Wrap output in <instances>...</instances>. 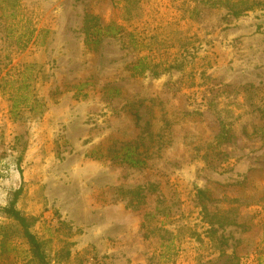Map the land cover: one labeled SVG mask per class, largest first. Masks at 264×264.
<instances>
[{
    "label": "rangeland",
    "instance_id": "374dc122",
    "mask_svg": "<svg viewBox=\"0 0 264 264\" xmlns=\"http://www.w3.org/2000/svg\"><path fill=\"white\" fill-rule=\"evenodd\" d=\"M11 9L0 8V264H40L1 211L18 187L46 264H264V0ZM126 150L144 164L120 161Z\"/></svg>",
    "mask_w": 264,
    "mask_h": 264
},
{
    "label": "trees",
    "instance_id": "16d2710c",
    "mask_svg": "<svg viewBox=\"0 0 264 264\" xmlns=\"http://www.w3.org/2000/svg\"><path fill=\"white\" fill-rule=\"evenodd\" d=\"M17 0H0V8L4 10H10L13 14V10L11 8L16 7ZM4 5L5 8L2 6ZM7 7V8H6ZM232 10L230 12L233 15H239L240 12L243 10H246L248 7H238L236 8V4L232 5ZM111 34H114L113 32ZM147 69V66L144 65L143 61L140 60L136 65H133L132 70H134V73L131 75H141L143 74ZM17 108V101H14L12 105L10 106L11 111L15 110ZM10 111V112H11ZM222 139L226 138L223 137L222 134L219 136ZM120 161L127 163L130 166H141L144 164L143 159H141L138 155H134V153H131L129 151H125L120 156ZM21 187H18L12 192L11 199L8 201V203L1 208V211L9 218L15 220L21 227L22 236L26 239V243L28 245V250L31 254V257L35 259L40 264H46L47 260L45 258V255L42 251V243L41 241L36 237V235L31 231L30 227L32 225V219L25 216L17 207L16 202L19 197V194L21 193ZM205 191L204 190H198V196L199 197H205ZM201 210L205 211L207 209L206 204L202 201L200 204ZM206 223L208 224H217V225H223V224H233L235 223L233 218H229L227 216L225 217H215L214 213H206Z\"/></svg>",
    "mask_w": 264,
    "mask_h": 264
}]
</instances>
